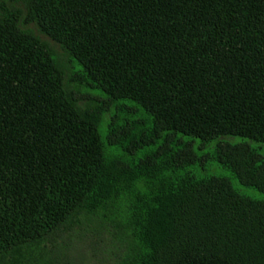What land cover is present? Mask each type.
<instances>
[{
    "label": "trees",
    "instance_id": "1",
    "mask_svg": "<svg viewBox=\"0 0 264 264\" xmlns=\"http://www.w3.org/2000/svg\"><path fill=\"white\" fill-rule=\"evenodd\" d=\"M264 264V0H0V264Z\"/></svg>",
    "mask_w": 264,
    "mask_h": 264
},
{
    "label": "rangeland",
    "instance_id": "2",
    "mask_svg": "<svg viewBox=\"0 0 264 264\" xmlns=\"http://www.w3.org/2000/svg\"><path fill=\"white\" fill-rule=\"evenodd\" d=\"M88 264H93V263L91 262V263H88Z\"/></svg>",
    "mask_w": 264,
    "mask_h": 264
}]
</instances>
